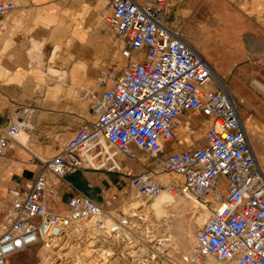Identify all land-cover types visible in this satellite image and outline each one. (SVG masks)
<instances>
[{
    "label": "built area",
    "instance_id": "2783aa9c",
    "mask_svg": "<svg viewBox=\"0 0 264 264\" xmlns=\"http://www.w3.org/2000/svg\"><path fill=\"white\" fill-rule=\"evenodd\" d=\"M105 1L115 43L130 63L104 91L96 120L83 124L60 153L43 161L27 190L7 189L12 212L0 234V264L34 244L66 252L85 243L92 250L85 264H150V253L165 238L157 242L159 221L142 209L117 218L84 193L68 199L67 212L49 206L58 190L48 172L63 178L95 167L103 145L129 156L135 145L158 159L154 168L131 179L142 198L153 200L167 191L217 204L197 233L201 255L264 264V167L235 97L183 32L168 23L170 0ZM16 6L15 0H0V19ZM188 111L207 118V142L169 152L166 143L176 139L180 117ZM32 113L18 108L7 126L0 125V158ZM166 174L181 178L170 181ZM85 255L73 254V263L81 264L78 258Z\"/></svg>",
    "mask_w": 264,
    "mask_h": 264
},
{
    "label": "crops",
    "instance_id": "0c3cea01",
    "mask_svg": "<svg viewBox=\"0 0 264 264\" xmlns=\"http://www.w3.org/2000/svg\"><path fill=\"white\" fill-rule=\"evenodd\" d=\"M15 2L16 8L0 19V26L3 25L0 33V125L10 122L16 108L27 107L33 110L34 127L27 145L14 139L0 158V215L9 212V217L12 203L4 197L7 189L27 190L43 161L60 153L83 124L96 120V109L104 94L101 77L107 67L119 64L106 21L111 10L105 0ZM220 5L223 6L207 17L201 18L198 14V18L206 26V35L223 46L221 59L245 61L264 54V0H224ZM187 13L180 10L178 0H170L167 21L178 28L181 15ZM36 43L42 44L39 52H34ZM259 47L261 51L257 52ZM51 67L58 73H50ZM261 87L240 94L244 107L239 103L242 117L246 114L251 117L250 128L245 122L251 140L255 134L258 141H264V85ZM194 118L185 120V124L194 128L207 123V118L200 113ZM64 126L72 127L66 130ZM203 134L207 140L206 129ZM176 140L177 137L166 143L169 152L195 148H187ZM107 146L101 147L102 153L95 159L98 167H85L63 178L48 172L49 182L58 190L57 198H49V206L55 212H66L68 199L78 193L95 198L109 212V207L116 203L107 197L118 192L119 186H112L108 181L115 180L116 173L126 172L124 177L130 182L134 176L158 164L157 158L135 145L133 156L114 151L112 147L108 151ZM136 154L153 165L149 167L138 162ZM117 160L128 162L133 166L132 171L118 166ZM128 186V190H121L124 196L131 190L136 191ZM41 245L34 244L14 254L9 264H43Z\"/></svg>",
    "mask_w": 264,
    "mask_h": 264
},
{
    "label": "rangeland",
    "instance_id": "374dc122",
    "mask_svg": "<svg viewBox=\"0 0 264 264\" xmlns=\"http://www.w3.org/2000/svg\"><path fill=\"white\" fill-rule=\"evenodd\" d=\"M223 1L224 0H197V2L194 3L193 0H178V6L180 10L182 12H188L186 15H181L178 29L183 32L184 36L192 44V46L195 48L197 47L196 49H198L200 53L209 61L213 69L217 72V77L223 80L230 92L235 97L238 106L240 103L241 108H243L244 103L240 102V94L244 95L245 91L252 92L257 88L261 89V86L264 85V54H259V56H254L251 59L245 61H224L221 59L224 56L221 51V47L223 46L216 44L209 35H206V26L203 24L204 22L199 20L198 14L201 16V18L205 16L207 17L208 14H211L216 8H219L220 6L222 7L223 5L220 4L223 3ZM106 21H108L107 18ZM109 34L113 40L114 50H116V54L119 57V64L106 68L108 70L105 71V75L101 77L100 81L103 91H105L111 83H114L115 79L123 73L126 66L130 63V60L120 56L121 54L120 51L118 52L119 49L115 43L114 33L110 26ZM41 48L42 44L36 43L34 45V52L39 51ZM256 51H261V48L259 47L256 49ZM49 72L53 74L58 73L57 71H54L52 67L50 68ZM15 110L13 111L12 115H14ZM196 114L197 113L188 111L186 114L181 116L182 124L178 129L176 142H183L187 148L191 146L198 147L205 144L207 141L203 134L207 127L205 124H197L194 126V128H190L184 122L188 119L191 121V119L194 118ZM243 118L250 128L252 126L250 123L251 117L249 115L247 116L246 114ZM193 120L195 121V118ZM32 127H34V125L31 127L27 126V128L22 131L21 135H19L20 138L25 139H19L21 144L27 145L29 143ZM71 127L72 126H64L63 129L69 130ZM252 137L253 145L258 152L262 165L264 166V141L255 140V134H252ZM107 147L109 150H111V147ZM112 149L117 151V149L113 146ZM143 152L145 153V151ZM135 158L138 162L146 166L151 167L153 165L148 164L147 161L143 160L137 154L135 155ZM117 164L118 166H122V168H125L130 172L132 171L133 166L128 165V162L126 161L121 163V161L117 160ZM112 173L114 174V172ZM116 175V179L113 181L109 180L108 183L112 182L110 183L112 186H119V193H121V190H128V185L131 187V181L129 182V180L124 177L126 176V172L125 174L119 172L116 173ZM171 175L176 176L177 174ZM118 192H115L111 196L107 197V199L109 198L111 201L116 203L113 205V207H109V213L119 218L121 214H132V212L142 209L143 214L146 213L152 217L153 220L151 221H159V227L156 236L157 242L162 241V239L165 238L163 241L164 245H160L161 248H155V250H152L150 253V264H235V262H223L213 255H201L197 249V244L194 246V251L191 253H189L186 249L188 245L193 247V237L197 235L200 227L205 223L207 218L209 219L213 209L217 205L216 203H212L207 206L193 194H184L178 196L179 198H177L174 206L171 205L169 207V215L167 218H159L156 211L151 206L154 199L146 200L142 198L137 190H131L130 193L127 192L126 196H124L122 193L119 194ZM187 196L192 197V199H190V203L187 206L184 207L181 204L175 206L182 197ZM4 197L10 200V196L7 192ZM8 213L0 215V234L4 231L5 226L9 222ZM55 244L56 243L53 245L55 246ZM42 246L44 251V254H42L43 264H74L73 259L76 258H73V254L78 256L80 252H84V254H86L85 256L78 258L79 261L82 262L81 264H85L84 261H87L86 256L92 253V250H88L89 245L87 243L83 245L85 247L81 250H79L80 248H74L67 250L66 252L65 249L63 251H59L57 249L49 248L43 244L41 247ZM61 255H63L64 258H60ZM68 257H72L71 262H67L65 260Z\"/></svg>",
    "mask_w": 264,
    "mask_h": 264
},
{
    "label": "bare ground",
    "instance_id": "6f19581e",
    "mask_svg": "<svg viewBox=\"0 0 264 264\" xmlns=\"http://www.w3.org/2000/svg\"><path fill=\"white\" fill-rule=\"evenodd\" d=\"M191 44V43H190ZM194 47V46H193ZM3 48V47H2ZM195 48V47H194ZM197 48V47H196ZM195 48V49H196ZM197 51H199L198 49H196ZM37 52H39V51H37ZM200 52V51H199ZM39 58V57H38ZM35 59V58H34ZM37 61V60H36ZM40 63V62H39ZM83 63V62H82ZM84 64V63H83ZM123 65V64H122ZM214 74H215V76L217 77V72L214 70ZM219 79V78H218ZM27 126H29V127H31V126H33V123L32 122H25L24 124H23V127L19 130V132L16 134V140H18V141H20V140H25V139H23V138H20L19 137V135H21V133H22V131L23 130H25L26 128H27ZM20 139V140H19ZM26 143V142H25ZM186 144H188V143H186ZM107 150L108 151H110L109 150V148L107 147ZM262 164V163H261ZM164 177L166 178V179H168V180H176V178H181V176L180 175H176V176H174V175H171V174H166V175H164ZM166 179H164V178H162V180L163 181H167ZM101 183V182H100ZM105 185V184H104ZM131 188H133L132 186H131ZM134 189V188H133ZM134 190H136V189H134ZM104 191V190H103ZM181 195H184V194H171V193H169V192H167V191H164L162 194H160L159 196H157L154 200H153V202H152V204H151V206L153 207V209L156 211V213H157V215L159 216V218H161V217H166L167 218V216L169 215V207L171 206V205H173L174 206V204H175V202H176V200H177V198H179L178 196H181ZM190 199H192V197H182L178 202H177V204L175 205V206H177L178 204L180 205H182V206H187L189 203H190ZM194 199V198H193ZM68 210H66V212H67ZM209 219H210V217H209ZM208 218H207V220L206 221H208L209 220ZM202 221V220H201ZM200 221V222H201ZM205 221V222H206ZM202 224V223H201ZM205 224V223H204ZM203 224V225H204ZM202 225V226H203ZM201 226V227H202ZM200 227V228H201ZM192 243H193V247L192 246H190V245H188L187 247H186V249H187V251L189 252V253H191V252H193L194 251V246L197 244V235L195 236V237H193V241H192ZM64 247V246H63ZM192 247V248H191ZM64 250V248H60L59 249V251H63ZM209 255H211V254H209ZM212 256V255H211ZM214 256V255H213ZM61 257H63V255H61L60 256V258ZM64 258V257H63Z\"/></svg>",
    "mask_w": 264,
    "mask_h": 264
}]
</instances>
